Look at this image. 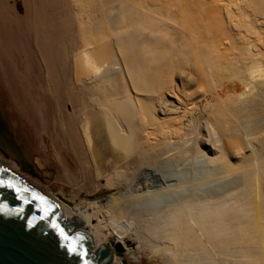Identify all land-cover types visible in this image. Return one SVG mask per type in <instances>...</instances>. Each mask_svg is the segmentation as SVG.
<instances>
[{
	"label": "bare ground",
	"instance_id": "obj_1",
	"mask_svg": "<svg viewBox=\"0 0 264 264\" xmlns=\"http://www.w3.org/2000/svg\"><path fill=\"white\" fill-rule=\"evenodd\" d=\"M24 1L0 0L2 111L69 194L0 167L110 264H264V0Z\"/></svg>",
	"mask_w": 264,
	"mask_h": 264
},
{
	"label": "water",
	"instance_id": "obj_2",
	"mask_svg": "<svg viewBox=\"0 0 264 264\" xmlns=\"http://www.w3.org/2000/svg\"><path fill=\"white\" fill-rule=\"evenodd\" d=\"M0 131V139H4ZM55 203L0 167V264H110L107 246L73 232Z\"/></svg>",
	"mask_w": 264,
	"mask_h": 264
},
{
	"label": "rangeland",
	"instance_id": "obj_3",
	"mask_svg": "<svg viewBox=\"0 0 264 264\" xmlns=\"http://www.w3.org/2000/svg\"><path fill=\"white\" fill-rule=\"evenodd\" d=\"M24 3V0H7V4L11 7H15L20 15L24 14ZM3 107L4 106L0 101V115L4 123L3 127L0 125L3 132L2 134L4 135V139H0V153H2L6 159L13 158L16 160L20 165L22 173L29 177L33 182L37 181L41 186L53 192L64 191L67 197L70 188L67 183L68 179L65 180L59 178L58 169L55 165H52L53 163L48 165L47 169H42V167H39L36 164L34 155L27 158L29 156V150L26 149L27 146L22 141H20V143L16 142V139L14 138L15 133L11 127L10 121L8 120L6 114L2 111ZM5 128L7 129L5 130ZM73 180L77 182L79 179L77 178ZM129 263L132 264L131 262Z\"/></svg>",
	"mask_w": 264,
	"mask_h": 264
},
{
	"label": "flooded vegetation",
	"instance_id": "obj_4",
	"mask_svg": "<svg viewBox=\"0 0 264 264\" xmlns=\"http://www.w3.org/2000/svg\"><path fill=\"white\" fill-rule=\"evenodd\" d=\"M2 132V131H1Z\"/></svg>",
	"mask_w": 264,
	"mask_h": 264
}]
</instances>
